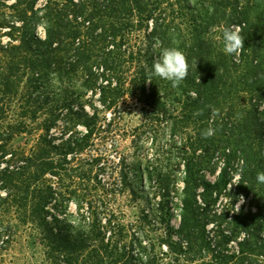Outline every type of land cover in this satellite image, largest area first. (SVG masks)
<instances>
[{
    "label": "trees",
    "instance_id": "1",
    "mask_svg": "<svg viewBox=\"0 0 264 264\" xmlns=\"http://www.w3.org/2000/svg\"><path fill=\"white\" fill-rule=\"evenodd\" d=\"M8 1L0 0V35L7 28L8 31L4 34L10 37L11 41L8 46L1 47L0 51L23 49L35 53L36 60H31L29 65L33 73L37 70L48 76L56 72L61 78L70 77L73 73L79 74L85 92H90V99L96 98L99 102L97 106L96 101H93L92 113L86 111L82 105L79 111L73 112L74 109H71L74 115L81 118L80 124L87 131L83 138L68 139L63 145H52L51 141L47 142L35 157L34 164V157L30 156L22 159L24 163L17 168H11L10 160L6 159V152L0 156V191L8 192L6 197H0L1 206L5 204L6 210L16 208L17 215L22 220L20 222L35 224L43 229L46 238L50 240L53 263L156 264L162 257L171 253L177 254L178 260L182 259L185 264H193L196 260L200 261L199 264H264L262 233L264 215L259 212L260 208L257 205L246 212L243 210L235 217L237 225L232 231L225 232L219 227L211 239L208 231L211 223L222 219V216L217 217L216 214L210 218L208 212L212 203L231 185L234 178L230 176L231 163L238 156L243 157L241 161L246 164L248 170L245 171L244 179L242 178L233 189L234 192L239 195L246 190L256 191V183L251 181V178L253 176L252 179L256 180L254 166L258 167L260 158L257 154H254L255 156L252 154L250 147H254L256 142L264 145V112L260 110L264 102V84L251 97L252 109L247 113L249 115L245 120L231 123V113L230 117L229 114L221 117L223 111L217 109L220 107L221 98L231 97L229 82L233 80V73L238 71L239 67H244L245 71L244 77L240 78L241 85L246 86L243 90L247 89L254 93L255 90L250 88V85H255L263 78L262 72L258 71L262 66L256 65L259 52L257 41L260 37L257 31L251 32L246 20L241 18L240 2L224 0L210 20L202 22L195 5L189 3V0H47L42 8H37L39 0H14L13 4H9ZM174 1L178 5V15L189 16L183 21L184 26L185 24L187 26L186 34L185 27L172 25L169 7L174 6ZM6 9L13 13L7 15L8 13H4ZM219 13L222 15L221 19L215 16ZM34 21L42 25L44 38L40 39L30 34L29 26ZM137 24L138 27L150 26L147 33L148 42L156 45L157 54L147 59L149 70L153 60L160 55L164 47L178 48L187 57L189 74L178 87H173L169 81L153 77L147 89L148 69L144 67L142 59L136 74L132 78L124 77L122 48L127 42V36L123 32L126 27L130 25L136 27ZM233 25L241 26L240 35L244 38V47L238 59L218 51L204 38V34L210 33L213 29ZM249 33L255 38L251 48L254 60L251 59L250 62L245 46L246 35ZM16 34L19 39L15 37ZM16 41L19 42L18 45L14 44ZM130 55L133 57L134 54ZM4 77L8 79L7 74ZM127 84L130 86L127 87ZM231 86L233 88L238 85L232 82ZM135 88L136 90L139 88L143 93L147 92L150 98L157 97L158 104L166 99L173 105L177 103L182 106L181 115L178 117L173 115L174 121L170 125L174 148L177 145L175 137L178 134L183 135L189 129L198 133L197 142L191 140L187 143L182 137L180 146L175 148L177 153L174 157L183 165L180 179L182 188L177 193L179 194L177 206L180 210V224L176 231L178 240L173 241L170 237L164 241L166 251L160 255L152 251L151 255L145 257L141 255L138 261L129 259L128 253L114 246L111 238L106 244L105 239L95 241L97 239L94 240L95 237L90 235V231L67 234L55 229L52 224L61 221L49 207L56 199L54 189L46 181L43 182L46 175L57 174V167L61 166L62 161L68 162L86 151L89 139L99 128V110H112L122 98L134 93ZM214 109L218 111L217 115H213ZM198 112L200 114L195 115ZM52 123H44L46 134H49L55 124ZM210 126L216 131L213 136L207 138L210 139L209 143L204 140L201 133ZM10 128L12 129L10 137L24 133L15 126ZM228 128L238 132L233 141L238 147L235 152L223 147L227 146L229 141H226L225 145L224 141L217 139L219 135H224ZM252 137L255 139L248 147L247 139ZM213 146L224 148L223 168L215 181L206 175V172L211 171L216 164L213 161L216 152ZM59 147L63 149V156L62 160L57 161L50 155L52 149ZM4 148H6L4 145H0V151ZM102 158L94 157L92 163L99 164ZM1 162L6 163L2 169ZM29 168L36 169L37 177L33 181L19 179L21 173ZM258 168L264 170V166ZM17 185L21 186L23 193L25 192L21 194L22 196L19 192L16 195L11 193ZM173 190H176V186L167 184L165 196L170 197ZM54 208L59 210L58 206L54 205ZM224 215L227 218V214ZM49 216L54 218L53 223L49 221ZM65 225L73 228L71 223L66 222ZM241 230L245 233L239 238L237 234ZM232 242L235 243V248L231 246ZM138 246L143 253L147 252L142 241L138 242ZM102 249L105 250L104 254ZM171 262L174 263V260L171 259Z\"/></svg>",
    "mask_w": 264,
    "mask_h": 264
},
{
    "label": "rangeland",
    "instance_id": "2",
    "mask_svg": "<svg viewBox=\"0 0 264 264\" xmlns=\"http://www.w3.org/2000/svg\"><path fill=\"white\" fill-rule=\"evenodd\" d=\"M223 1L189 0V3L195 5L200 20L207 22L216 9L221 7ZM230 1L240 2L241 18L246 20L251 32H258L260 40L257 41L259 52L256 65L262 66L258 71H261L263 76L255 85H250V88L255 90L253 93L247 89L243 90L246 86L240 83V78L244 77V67H239L238 71L233 73L234 78L228 86L231 97L221 98L220 107L217 109L223 111L221 117H225L226 114L230 117L231 113V123L233 121L237 123L248 118L247 113L252 109L251 97L264 84V0ZM8 3L13 4L14 0H9ZM46 3L47 0H39L37 8L44 7ZM173 3L174 6L169 7L172 25L185 27L186 34L187 26L186 24L184 26L183 21L189 16L178 15V5L175 1ZM185 12L188 13V10L185 9ZM4 13L10 16L13 12L6 9ZM215 16L222 18L221 13ZM130 26L123 32L127 36V42L122 48L124 54L122 68L126 78H132L136 74L140 59L148 69L146 71L148 73L147 59L157 54L155 43L148 42L147 33L150 26L138 27L139 24L136 27ZM29 28L32 36L44 38V29L37 21L31 23ZM221 29L211 30L210 33L204 34V38L218 51L223 52L222 40L217 39L221 35ZM6 31L7 28L0 35V48L8 46L11 41L10 37L4 34ZM15 37L19 39L18 34ZM254 39L250 33L246 35L245 46L249 62L254 57V52L251 51ZM14 44L18 45L19 42L16 41ZM132 53L133 57L130 55ZM34 59L36 60L35 53L23 49L0 51V145L6 147L1 149L0 156L4 152L7 153L6 159L10 160L11 168L19 167L24 163L22 159L30 156L34 157V164L35 157L47 142L51 141L52 145H63L68 139L83 138L87 131L80 124L81 118L74 115L71 109H74L73 112L79 111L82 105L86 111L92 113L91 105L96 101V98L90 99V92H85L79 74L73 73L70 77L61 78L56 72L44 76L35 69L36 72L33 73L29 65ZM5 74L8 75V79L4 77ZM232 82L238 86L232 88ZM149 84L147 83V89ZM128 86L130 85L127 84ZM96 105L99 106L98 100ZM181 107L180 104L173 105L166 99L158 104L157 97L150 98L147 92L143 93L139 88L138 90L135 88L134 93L122 98L112 110L100 109L99 128L89 139L86 151L78 154L74 159L69 158L68 162L62 161L61 166L57 167L56 175L48 174L43 178V182L46 181L54 189L56 199L49 207L61 221L52 224L53 227L67 234L90 231V235L95 237L94 240L97 239L95 241L105 239L106 244L111 238L113 245L125 250L129 259L134 261L140 260L141 255L143 257L151 255L152 251L160 255L167 250L164 241L170 237L171 240L177 241L176 231L180 224L177 193L182 188L180 179L183 165L174 157L177 153L175 148L180 146L182 137L187 143L191 140L197 142L198 138V133L189 129L183 135L178 134L175 137L177 145L174 148L170 125L174 121L173 115L176 117L181 115ZM260 110L264 112V102ZM154 119L157 121H153ZM46 122L48 124L55 122L52 123L49 134H46L43 128ZM14 126L24 133L10 137L12 133L10 127ZM236 136H238L237 130L232 131L228 128L224 135H219L217 139L224 141L225 145L227 144L225 142L229 141V144L223 147L235 152L238 150L233 142ZM254 139L253 137L247 139L248 147ZM204 140L210 143V139L204 138ZM250 148L252 154H257L260 158L258 167L262 168L264 145L256 142V145ZM214 149L216 152L213 161L216 164L211 170L214 172L210 170L206 172L207 177L212 181H215L223 168L224 148L213 146ZM50 156L57 161L62 160L63 149L60 147L52 149ZM94 157H103V160L99 164H93ZM242 158L238 156L232 161L230 176L234 178L231 185L212 203L209 212L207 210L210 218L215 214L217 217L222 216V219L209 225L210 239L216 235L215 230L219 227L225 232L232 231L237 225L235 217L243 210L246 212L257 205L260 208L259 212L264 215V184L252 179V176L251 181L256 183V191L246 190L237 195L233 190L239 181L244 179L245 171L248 170L246 164L241 161ZM5 166L6 163L1 162V169ZM258 167L254 166L255 175L264 171ZM35 170V168L25 169L19 179L33 181L37 177ZM167 184L176 186L170 197L165 196ZM18 192L20 196L25 193L20 185L11 190L15 195ZM7 193L6 190H1L0 197H6ZM241 196L244 197L245 202L237 212L235 206ZM54 205L58 206L60 211L54 208ZM4 206L5 204L1 206L0 202V264H54L50 240L46 238L43 229L35 224L20 222L22 220L18 217L16 208L6 210ZM224 214H227V218ZM53 220L54 218L49 216L51 223ZM66 222L71 223L73 228L66 227ZM243 233L244 230L239 231L237 237L240 238ZM262 233L264 234V228ZM139 241L143 242L147 252L143 253L140 250ZM232 243L231 246L235 248V243ZM102 253H105L104 249ZM179 263L185 264L182 259L178 260L177 254L171 253L156 262V264ZM199 263L200 261L196 260L193 264Z\"/></svg>",
    "mask_w": 264,
    "mask_h": 264
},
{
    "label": "clouds",
    "instance_id": "3",
    "mask_svg": "<svg viewBox=\"0 0 264 264\" xmlns=\"http://www.w3.org/2000/svg\"><path fill=\"white\" fill-rule=\"evenodd\" d=\"M217 39L222 40L223 52L226 55L238 54L244 47V38L236 26H224ZM188 74L189 65L184 53L175 47H164L161 49L160 55L153 60L152 67L147 73V83H151L152 78L155 77L171 82L173 87H178L188 77ZM199 114V112L195 113V115ZM217 114L218 111L214 109L213 115ZM215 131L210 126L201 135L203 138H209L215 134ZM256 180L258 183L264 184V171L257 173ZM244 202V197H239L235 206L237 212Z\"/></svg>",
    "mask_w": 264,
    "mask_h": 264
},
{
    "label": "built area",
    "instance_id": "4",
    "mask_svg": "<svg viewBox=\"0 0 264 264\" xmlns=\"http://www.w3.org/2000/svg\"><path fill=\"white\" fill-rule=\"evenodd\" d=\"M233 26L238 27L239 30H240V33H241V26H239V25H233ZM236 56H237V57H236ZM239 57H240V52H239L238 54L235 55V58H236V59H238Z\"/></svg>",
    "mask_w": 264,
    "mask_h": 264
}]
</instances>
